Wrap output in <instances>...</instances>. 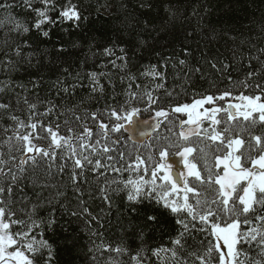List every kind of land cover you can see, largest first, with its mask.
<instances>
[{"label":"trees","instance_id":"16d2710c","mask_svg":"<svg viewBox=\"0 0 264 264\" xmlns=\"http://www.w3.org/2000/svg\"><path fill=\"white\" fill-rule=\"evenodd\" d=\"M59 2L63 4L65 0ZM72 2L78 5L82 16L87 17L80 22L78 28L73 27L71 22L57 24L51 28L50 38H37L35 30L23 37L15 33H9L6 37L5 30L0 29V60H4L5 53H8L15 61L14 67L5 69L0 66L2 89L0 103L9 105L8 109H0V153H4V159H8L10 147L13 149L11 154L16 157L14 163L17 165L20 164L22 156L34 155L15 151L23 145L14 137L12 140L8 139L16 130V123L9 119L10 115H15L25 124H37L35 130L19 129L21 135L26 131L31 132L33 143L36 145L47 148L50 136L44 128L50 126L55 130L57 124L60 126V135H70L75 140L86 126L96 130V122L91 119V113L97 109L103 111L108 106L123 104L129 98L126 95L128 84L131 82L127 79L129 75L136 78L135 82H131V91L137 93L135 106L138 107H144L141 99L145 103L147 101L145 91H151L153 98L159 97L157 107L163 106L165 109H169L170 105L191 101L194 93L215 92L216 89L224 90L227 87L234 90L231 101H236L235 96L240 92L246 95L261 94L256 85L264 87V52L261 51L264 49V0H72ZM141 4L145 7L142 8ZM165 6H170L176 12L174 18H169ZM11 12L19 19L34 22V14L26 13L22 7L13 8ZM7 15L8 12L0 10V20L5 19ZM55 15H58V12ZM5 39L15 43L30 39L31 47L24 48L23 56L16 57L12 52L15 43L4 47ZM140 39H148L149 45L138 48ZM113 42L127 50L126 69L112 65L110 61L114 60L115 56L102 54L103 48ZM61 44L65 49L63 54L58 51ZM185 48L189 51L188 55L184 54ZM115 51L116 56L123 55L119 47ZM29 52L32 53L31 57L28 56ZM179 59H185L187 63L180 65ZM116 63L120 65L123 62L117 60ZM212 63L220 70L213 68ZM153 64L158 66V71L163 74L162 78L141 75L146 71V66ZM224 65L228 67L225 68ZM64 67L69 68L70 74L62 71ZM197 67L200 68L199 72L195 71ZM93 71L105 73L98 77L103 92L99 88L95 92L92 91L95 85L90 82L87 74ZM78 72L80 77L76 78ZM249 72L253 73L247 78L250 87L244 88L239 82L244 81ZM58 77L64 78L63 85L55 84ZM136 84H140L141 88L137 89ZM157 84H163V87L156 88ZM72 85L76 87L73 88ZM62 87H68L69 91H62ZM168 93H171V96ZM30 104L36 105V108L30 109ZM33 111L37 115L29 121ZM46 112L47 115H40ZM150 115H154V112H144L141 117ZM221 115L226 121L227 117ZM76 116H80L81 119L76 120ZM102 119L105 123L108 122L106 117ZM41 124L44 127H41ZM174 124L176 128H171L172 132H169L167 129L170 127H167L166 122L162 123L152 137L141 145L122 139L119 134L110 133L108 145L113 151L109 155H112L114 160L107 161L106 155L99 158L105 164L121 168V171L117 173L100 168L93 173L90 170L92 166H87L76 184L80 192L74 190L70 179L72 160L69 159L67 148H54L57 153L54 162L38 157L37 166H33L32 160L27 159L30 156H27L25 157L27 163L22 165L25 171L13 169L19 179L14 186L11 199L20 218L29 223L31 219L39 222L40 219H47L55 209L57 220L55 227L35 230L37 239H40L42 233L43 238L52 245V264H132L130 254L142 247L144 255L148 258L144 264H161L152 255L151 250L161 244L172 247L169 238H174L182 230L181 226L176 224V218L169 216L160 226H144L137 214L130 212L125 192H110L112 202L108 204L103 200L100 189L105 186L106 181L128 178L129 173L124 171V168L127 167L129 153L131 160H135L139 152L145 160L152 155L158 162L159 149L166 146L164 141L177 139L180 129L177 128L176 121ZM244 127L249 130L243 133L246 140L249 138V132L252 135H264V127L253 126L242 119L240 127L234 130L239 132ZM68 128L73 131L69 133ZM173 132L176 135H173ZM37 135L40 139H35ZM165 137L168 139L165 140ZM95 140L94 137L91 143L95 144ZM113 140H118L119 143L114 144ZM191 140L194 144L200 143L198 137H192ZM84 142H88L87 139ZM79 143L81 141L76 140V144ZM207 143L209 142L204 141L205 145ZM120 152L125 154L124 160L120 159ZM65 162L67 167L61 171L60 166ZM197 162L203 167L202 162L199 160ZM142 168L143 166L141 170ZM4 179L6 178L0 177V182ZM118 186L123 187L122 184H112L111 188L115 189ZM57 192L63 195L56 197ZM77 197L85 201L84 206L98 217L99 222L89 223L91 218L87 216H71L73 211H82ZM49 199H52L51 204L47 203ZM33 204L40 207L30 219L26 214ZM188 219L191 220L190 217ZM203 227L204 225L198 221H191L189 230L184 234L182 242L185 247L182 255L188 258L190 264L194 257H188L189 252L204 254L208 247L210 237L206 232L200 231ZM107 245L113 249L118 246L127 248L129 253L105 251L104 246ZM244 247L256 257L258 249L254 245L246 244ZM43 255L47 258V250Z\"/></svg>","mask_w":264,"mask_h":264},{"label":"snow or ice","instance_id":"6c2138e0","mask_svg":"<svg viewBox=\"0 0 264 264\" xmlns=\"http://www.w3.org/2000/svg\"><path fill=\"white\" fill-rule=\"evenodd\" d=\"M39 5V6H37ZM142 8L144 4L140 5ZM150 7V5H148ZM22 7L26 13L34 14V22L25 19H19L12 14L11 9ZM0 10L8 12L5 19L0 20V29L5 30V36L9 33H15L20 36L30 34L35 30L37 38H50L51 28L57 24L71 22L73 27L78 28L82 20L87 17L82 16L77 4L72 0H65L63 4L59 0H0ZM165 11L169 18H174L176 12L170 7L165 6ZM58 12V15H55ZM55 15V19H53ZM51 26V27H49ZM66 30V29H65ZM10 43H15L5 39L3 46L7 47ZM149 45L148 39H140L137 47H146ZM31 47L30 39H23L21 43H15L12 52L16 57L23 56V49ZM123 54L116 56V48ZM58 51L63 54L65 49L61 44ZM184 54L188 55V49H183ZM264 52V49H261ZM103 55L115 56L110 62L114 67L126 69L128 66L127 50L113 42L110 46L103 48ZM32 53H28L31 57ZM157 55H159L157 53ZM122 61L117 65L116 61ZM180 65H185V59H179ZM0 66L8 69L15 66L8 53H5V59L0 60ZM175 67V65H173ZM212 67L217 71L215 63ZM225 68L228 65H224ZM60 70V69H58ZM64 73H69V68L62 69ZM191 71V69H190ZM196 72L200 68H195ZM70 74V73H69ZM89 80L103 92V86L99 84L98 77L105 73L89 72ZM141 75H151L163 77L158 71V66L153 64L146 66V71ZM253 73L249 72L244 81L239 83L244 88H249L247 78ZM80 73L76 74V78ZM123 81V77L121 78ZM135 82V76L129 75L127 78ZM231 80V78H229ZM128 84L126 95L129 97L123 104L108 106L103 111L97 109L91 113V119L96 122V130L90 127H84L83 132L73 139L72 136H63L59 133L60 126L57 124L56 129L45 127L44 130L50 136V144L47 148L33 143L32 133L26 131L21 135L19 129L23 128L35 130L36 123L25 124L15 115H10L9 119L16 123V130L13 132L12 140L22 142V148H16L15 151L23 153H34L31 159L33 166H37L38 157L47 158L55 161L57 153L55 149L67 148L69 159L72 160V173L70 179L73 183L74 190L80 192L76 187L79 177L83 175V170L87 166H92L90 170L95 173L97 169L105 168L119 173L121 168L114 167L99 158L106 155L107 161L114 160L113 151L109 147L108 141L111 139L110 133H116L122 139L136 142L134 136L141 138L149 137L152 132L159 129L162 123L171 122L170 117L175 116L179 120L180 128L176 143H169L161 146L159 149V161L157 162L152 155L147 160L137 152L135 160H129L124 171L129 173L127 179L121 178L119 181H106L105 186L101 187L100 192L103 200L111 204L110 192L126 193V199L129 202L130 212L136 213L138 219L144 226H160L169 216L176 218V224L181 226V231L173 238H169L172 247L161 244L153 248L152 255L157 258L161 264H190L187 257L182 255L184 250L183 237L189 230L191 221H198L204 225L200 229L206 232L210 237L208 247L204 254L189 252L188 257H194L191 264H264V135H252L249 132V138H243V133L248 132L244 127L237 132L234 129L240 127L241 119L253 126L259 125L264 127V87L257 84L256 89L261 94L246 95L240 92L235 96L238 103H232L234 90L227 87L224 90L216 89L215 92L194 93L191 102L177 103L170 105L169 109L163 106L157 107L160 98H153L151 91H145L147 97L144 107L135 106L137 103V93L131 91L132 83ZM65 83L63 77H58L56 85ZM73 88L76 85H72ZM163 84H157L156 88H162ZM136 88H141L136 84ZM2 90V89H0ZM62 91L68 92V87H62ZM171 96V93H168ZM219 102V103H218ZM226 102V103H225ZM27 103V100H25ZM9 105L0 103V109H8ZM29 108L34 110L36 105L30 104ZM51 109L48 110L50 112ZM48 112L40 115H47ZM144 112H154V115L148 119H142ZM177 114H184L187 119L180 118ZM221 114L227 117V120L220 118ZM37 115L35 111L29 116V121ZM102 117H106L108 122ZM76 116V120H80ZM67 123V121H66ZM207 126H204V125ZM187 126V127H186ZM41 127H44L41 124ZM172 132V129H167ZM7 132L8 129H5ZM69 133L73 129L68 128ZM125 133L127 135L125 136ZM173 135H176L173 132ZM96 138L95 144L91 143ZM192 137H198L199 144H194ZM35 139H40L37 135ZM87 139L88 142H84ZM159 140V137L156 138ZM165 140L168 138L165 137ZM76 140L81 143L76 144ZM204 141H208L206 145ZM112 143H119L113 140ZM75 145V146H74ZM149 147H152L149 145ZM77 149H80L78 152ZM176 149V151H172ZM13 149L10 147L8 159H4V153H0V177H5L0 182V264H52L53 248L47 239L40 234L37 239L36 229L47 228L53 229L57 224L55 209L49 214L47 219H40L37 222L31 219L35 216L36 209L40 207L33 204L31 210L26 214L31 222L20 218L17 211L14 210V201L11 199L14 186L19 177L14 168H19L21 172L25 171L22 165L27 163V159H21L20 164H15L16 157L12 155ZM155 151V149H154ZM87 152V154H85ZM120 159L124 160L125 154L119 153ZM178 156V162H169L170 156ZM211 158V162H210ZM202 162L203 167L199 166L197 161ZM182 165V166H181ZM52 165L50 164L49 167ZM141 166H143L141 170ZM67 167V162L60 166L63 171ZM81 171L77 172L76 170ZM134 174V175H133ZM103 175V173H100ZM112 184L123 185V187L111 188ZM47 187V185H43ZM39 196L40 193H37ZM63 193L57 192L56 197L62 196ZM209 195L211 198H209ZM79 208L82 211H73L71 216H87L91 221L99 222L98 217L94 216L88 207L84 206L85 201L77 197ZM52 203V199L47 201ZM259 206V207H257ZM23 212V210H20ZM191 218L189 220L188 218ZM195 226V225H193ZM247 226V227H245ZM141 237L143 233H140ZM254 245L258 251L256 257H253L245 245ZM47 250V258L43 253ZM105 251H115L117 253L128 254L127 248H111L110 245L104 246ZM164 253L166 255H161ZM167 254H170L168 256ZM132 264H144L148 258L144 255L143 247L130 254Z\"/></svg>","mask_w":264,"mask_h":264},{"label":"rangeland","instance_id":"374dc122","mask_svg":"<svg viewBox=\"0 0 264 264\" xmlns=\"http://www.w3.org/2000/svg\"><path fill=\"white\" fill-rule=\"evenodd\" d=\"M189 102H191V101H189ZM232 103H238L239 101L238 100H236V101H231ZM219 103V102H218ZM226 103V102H225ZM178 116H180V118H183V119H187V116L186 115H184V114H177ZM220 118L222 119V118H224L222 115L220 116ZM174 121H176V122H179V120L175 117V116H173L172 117V121L169 123V122H166V124H167V127H170V128H176L175 127V124L173 125V122ZM204 126H207L206 124L204 125ZM187 127V126H186ZM176 140L177 139H173V140H169V141H164V143L167 145V144H169V143H176ZM180 160V157H178V156H170L169 157V162H178ZM182 166V165H181Z\"/></svg>","mask_w":264,"mask_h":264},{"label":"water","instance_id":"95a60500","mask_svg":"<svg viewBox=\"0 0 264 264\" xmlns=\"http://www.w3.org/2000/svg\"><path fill=\"white\" fill-rule=\"evenodd\" d=\"M149 117H146V118H142V119H148ZM153 133V132H152ZM152 133H151V135H152ZM127 135V133H125V136ZM151 135L149 136V137H144V138H141V137H138V136H134V139H135V144H142L143 142H145V141H147L150 137H151ZM130 142H132V143H134L133 141H130ZM26 157V155L25 156H23L21 159H24Z\"/></svg>","mask_w":264,"mask_h":264},{"label":"flooded vegetation","instance_id":"af4514ba","mask_svg":"<svg viewBox=\"0 0 264 264\" xmlns=\"http://www.w3.org/2000/svg\"><path fill=\"white\" fill-rule=\"evenodd\" d=\"M179 124V122L177 123V125Z\"/></svg>","mask_w":264,"mask_h":264}]
</instances>
